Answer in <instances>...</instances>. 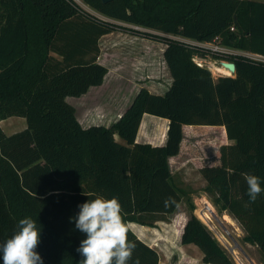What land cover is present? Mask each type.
Returning <instances> with one entry per match:
<instances>
[{"label": "trees", "instance_id": "obj_1", "mask_svg": "<svg viewBox=\"0 0 264 264\" xmlns=\"http://www.w3.org/2000/svg\"><path fill=\"white\" fill-rule=\"evenodd\" d=\"M81 1L109 19L172 35L138 32L165 43L171 83L163 93L140 87L112 124L85 127L67 97L103 82L107 67L97 61L98 41L121 26L89 14L74 0H0V120L22 116L26 122L13 133L0 126V242L20 218L30 216L42 225L37 251L44 264H82L76 248L85 234L69 217L87 199L115 196L136 244L129 264L137 258L158 264L157 250L129 222L166 221L183 196L194 210L169 157L179 152L183 125H223L229 142L219 146V164L200 168L204 191L219 211L239 222L244 239L264 259V192L250 200L246 182L255 174L264 186V62L209 53L181 40H217L264 55V0ZM208 55L233 61L235 72L214 78L194 59ZM144 113L168 119L163 144L135 140ZM178 235L182 244L200 248L203 263L233 264L194 213Z\"/></svg>", "mask_w": 264, "mask_h": 264}, {"label": "rangeland", "instance_id": "obj_2", "mask_svg": "<svg viewBox=\"0 0 264 264\" xmlns=\"http://www.w3.org/2000/svg\"><path fill=\"white\" fill-rule=\"evenodd\" d=\"M76 1L89 14L121 26L114 29V35L106 41L103 39L101 42L104 46L102 53L110 54L109 60L112 61V65L117 64L116 60L119 58L117 57L119 53L110 47L111 44L115 45L117 42L128 41L131 38L137 39L136 36H139L140 40L149 39L150 50L155 52L153 56L156 59L157 68L156 77L150 78L154 81L151 85L159 87L158 81L167 85L170 78L167 66L163 65L165 66L164 71L161 68L158 69L161 65L160 62L163 61L160 50L165 47V43L158 38L139 33L148 32L174 38L172 35L109 19L84 4L81 0ZM138 54L141 55L142 52ZM119 59L121 60V58ZM219 61L220 59H214L210 55L207 56L205 61H202V64L210 69L214 78L219 75H229L227 70L219 64ZM215 68H220L221 71ZM157 89L159 90V88ZM158 90L153 92L156 93ZM92 113L94 117L90 123L99 122V114ZM4 125L5 122L2 123V128L6 133H13L23 129L26 124L13 130H7ZM186 131L181 154L172 159L169 164L177 183L189 192L194 210L190 211L186 196H183L176 210L168 215L166 221H157L155 226L145 227V232L141 235L143 237L148 235L147 242L157 250L159 254L158 264H212L202 262V252L197 245L193 243L182 244L180 241L178 230L182 229V224L186 222L191 213H194L207 226L212 235L226 250L233 264H264L263 255L258 247L244 239L245 232L239 222L226 211H219L213 205L210 196L204 191L206 181L200 172V168L219 164V146L223 143L221 131L217 129L204 132L195 129L192 132L190 130Z\"/></svg>", "mask_w": 264, "mask_h": 264}, {"label": "crops", "instance_id": "obj_3", "mask_svg": "<svg viewBox=\"0 0 264 264\" xmlns=\"http://www.w3.org/2000/svg\"><path fill=\"white\" fill-rule=\"evenodd\" d=\"M112 35H114V30L102 35L98 41L99 55L97 57V61L107 67V73L104 76L103 82L98 86H91L88 91L78 97L71 96L67 98V101L75 108L76 117L85 127L91 124L109 126L120 117L140 87H146L151 92L158 90L157 88H159L156 93H163L167 90L172 80L170 72L167 68L170 75L167 85L159 81V87L151 85L154 81L150 80V78L156 77L157 74L155 64L156 59L153 56L155 52L150 50V40H140L139 36H136L137 39L131 38L128 41L117 42L115 45H110L113 50L119 53L117 57L121 58V60L117 58V64L112 65V61L109 60L110 54L102 53L104 46L101 44L103 39L106 41ZM163 50L164 48L160 50L162 57ZM141 52L142 54L139 55L138 53ZM52 54L56 55L53 52ZM160 64L162 66L160 65L158 69L161 68L164 71V67L167 66L164 57ZM91 111L95 112L97 115L99 114V122L90 123L91 119L94 117ZM4 122V126L7 130L21 128L26 124L25 118L22 116H9L0 120L1 127ZM167 127V118L144 113L141 117L135 140L137 142H148L153 145L163 144L166 139ZM194 129L202 132L217 129L221 131V134L222 131L224 132L225 130L223 125H183V138L180 142L179 152L176 155L169 157V163L172 159L181 154L183 141L187 132L186 130H190V132H192ZM114 136L119 140V137L116 134ZM221 139L223 143L229 142L226 134H222ZM129 226L137 237L150 245L147 242V238H149L148 235L144 237L141 235V233L145 232V227L147 226L136 222H129Z\"/></svg>", "mask_w": 264, "mask_h": 264}, {"label": "clouds", "instance_id": "obj_4", "mask_svg": "<svg viewBox=\"0 0 264 264\" xmlns=\"http://www.w3.org/2000/svg\"><path fill=\"white\" fill-rule=\"evenodd\" d=\"M246 182L247 195L254 201L264 192L261 178L249 174ZM77 207L78 211L69 220L85 234L76 248L82 264H129L136 244L128 237L119 198L97 195ZM41 233L42 225L36 219L20 218L13 234L0 242V264H44V257L37 251ZM135 264H140L139 258Z\"/></svg>", "mask_w": 264, "mask_h": 264}, {"label": "built area", "instance_id": "obj_5", "mask_svg": "<svg viewBox=\"0 0 264 264\" xmlns=\"http://www.w3.org/2000/svg\"><path fill=\"white\" fill-rule=\"evenodd\" d=\"M74 1H76V0H74ZM77 3L79 4V2H77ZM102 20H104V19H102ZM136 27L144 28V27L137 26V25H136ZM145 29H148V28H145ZM181 40H183L184 42H186L188 44H192V45H197L199 47H203V48L207 49L209 53H215V54H243V55L248 56V57H250L252 59L264 62V55L257 54V53L246 52V51L236 50V49L230 48L228 46L221 45L217 40H214V41H211V42L197 41V40L184 39V38L181 39ZM201 58H204V57L196 56L194 59H195V61L197 63L202 64V61H205L206 58H204L205 60H202Z\"/></svg>", "mask_w": 264, "mask_h": 264}, {"label": "water", "instance_id": "obj_6", "mask_svg": "<svg viewBox=\"0 0 264 264\" xmlns=\"http://www.w3.org/2000/svg\"><path fill=\"white\" fill-rule=\"evenodd\" d=\"M103 2H107L110 0H102ZM202 60H205L204 58H201ZM219 64L227 69L230 74H233L235 72V63L233 61H227V60H220Z\"/></svg>", "mask_w": 264, "mask_h": 264}, {"label": "bare ground", "instance_id": "obj_7", "mask_svg": "<svg viewBox=\"0 0 264 264\" xmlns=\"http://www.w3.org/2000/svg\"><path fill=\"white\" fill-rule=\"evenodd\" d=\"M216 70H218V71H221V69L220 68H215ZM227 73H229L230 74V72L227 70ZM205 213V212H204Z\"/></svg>", "mask_w": 264, "mask_h": 264}]
</instances>
